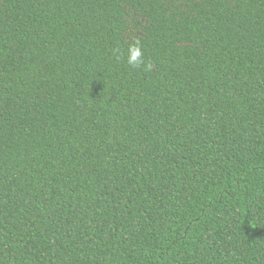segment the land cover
Instances as JSON below:
<instances>
[{
  "label": "trees",
  "instance_id": "1",
  "mask_svg": "<svg viewBox=\"0 0 264 264\" xmlns=\"http://www.w3.org/2000/svg\"><path fill=\"white\" fill-rule=\"evenodd\" d=\"M0 264H264V0H0Z\"/></svg>",
  "mask_w": 264,
  "mask_h": 264
},
{
  "label": "clouds",
  "instance_id": "2",
  "mask_svg": "<svg viewBox=\"0 0 264 264\" xmlns=\"http://www.w3.org/2000/svg\"><path fill=\"white\" fill-rule=\"evenodd\" d=\"M127 64L132 67L143 65L145 71H151L152 63L144 56L143 48L138 40L133 38V43L129 44Z\"/></svg>",
  "mask_w": 264,
  "mask_h": 264
}]
</instances>
